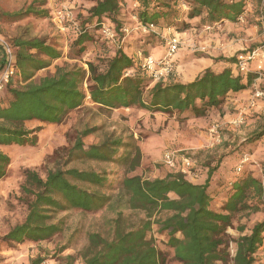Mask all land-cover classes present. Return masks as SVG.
Masks as SVG:
<instances>
[{"label": "trees", "instance_id": "trees-1", "mask_svg": "<svg viewBox=\"0 0 264 264\" xmlns=\"http://www.w3.org/2000/svg\"><path fill=\"white\" fill-rule=\"evenodd\" d=\"M88 1L94 2L88 22L94 20L102 35L103 25L111 26L110 19L118 15L122 0ZM136 1L140 4L138 19L141 25L176 31L192 28L188 23L177 24L180 10L171 4L159 0ZM184 1L190 8L187 17L199 18L204 27L236 22L243 17L249 5V0ZM30 14L41 19L48 17L47 12H38L33 6L25 12L1 15L10 23H16ZM75 30L80 34L75 44L79 47V54H83L94 36L86 29ZM11 46L16 55L17 75L26 84L14 87L12 80L0 95V146L9 148H36L37 136L32 135L40 128L27 130L25 124L31 121L60 124L69 112L80 109L87 97L93 104L107 110L136 108L151 114H177L181 121H188L206 117L227 101L237 100L260 78L255 70L236 72L237 58L245 53L241 52L227 59V66L221 71L207 68L190 82H158L149 89L153 80L142 68L141 61L123 49L114 51L105 60L87 62V68L58 66L54 74L34 78L53 60L60 59L61 52L39 38H16ZM0 50L1 70L5 55L1 46ZM85 82L86 90L82 85ZM94 131L83 130L71 147L55 151L51 157L56 163L55 169L49 170L45 178L36 171H25L22 191L27 198L26 218L10 229L0 240V245L50 240L62 234L66 226L64 219L56 221V214L72 210L96 213L115 203L116 209L141 211L146 218L127 227L122 222V213H119L113 220L111 237L91 232L87 245L77 255L63 257L60 264H76L79 259L83 264H167L165 252L147 238L154 223L168 235L166 245L180 264H218L228 263L230 259L233 264H264L261 251L264 219L255 223L248 232L241 228L243 234L235 240L232 257L226 236L235 216L252 210L250 200L256 199L264 204V182L254 174L241 176L231 184L220 210L213 206V197L218 196L220 190H213L211 185L217 168L209 170L202 184L193 183L179 170L155 179L129 176L121 182L120 192L114 199L102 192L112 184L105 173L68 168L75 161H113L123 142L107 138L101 144L85 146L83 139ZM263 139L264 126L254 132L245 144L253 146ZM129 147H133V151L127 154L125 161L135 167L140 163V150L135 145ZM12 161L8 153L0 150V180L7 176ZM160 214H166L165 218L156 219ZM66 249L62 248L61 252ZM44 262L45 258L38 256L29 264Z\"/></svg>", "mask_w": 264, "mask_h": 264}, {"label": "rangeland", "instance_id": "rangeland-1", "mask_svg": "<svg viewBox=\"0 0 264 264\" xmlns=\"http://www.w3.org/2000/svg\"><path fill=\"white\" fill-rule=\"evenodd\" d=\"M159 1L171 4L180 10L177 24L188 23L192 28L186 31L169 28L143 31L138 19L139 2L122 0L118 15L110 19L112 27L106 25L114 33V37L108 39L104 34H100L98 30L100 27L94 20L88 22L90 9L94 6L92 1L0 0V41L12 45L16 38H39L59 50L62 54L61 58L53 60L48 68L37 72L34 78H40L54 74L58 66L87 68V62L96 63L100 59L105 60L114 51L125 50L126 47L133 45L137 46L139 52L136 59L142 63L148 55L153 56L148 51V45L153 44L151 40L167 48L169 38L177 34L180 38V48L172 57L171 72L160 81L163 84L190 82L207 68L221 71L227 66L225 62L227 59L264 44L263 0H249L246 13L236 22L227 21L206 27L201 24L199 18L187 17L190 8L184 0ZM31 6L38 12H47L48 17L41 19L30 14L16 23H10L1 15L25 12ZM59 11L71 12L74 21L63 25L58 23L56 14ZM113 26L120 29L115 30ZM208 27L209 30L206 29ZM75 28L86 29L94 36L93 42L87 44L83 54H79V47L75 44L77 36L80 35L76 33ZM152 36L156 38H151ZM0 52L2 53L1 50ZM161 53H164V49ZM255 68V65L251 66V70ZM148 76L153 80L150 89L158 82L149 74ZM259 76L260 78L249 89L251 92L244 95V99L239 97L237 100L227 101L221 108L212 110L210 115L188 121H181L177 114H151L136 108L107 110L93 104L87 97L83 106L69 112L60 124L27 122L25 124L27 130L40 128L32 135L37 136L38 145L36 148L9 150L13 161L8 168L7 176L0 180V240L11 228L24 222L26 218L27 198L22 191L26 181L25 171H36L45 178L49 170L55 169L56 163H53L51 158L54 152L64 147H71L76 136L85 129L95 130L93 134L83 139L85 146L101 144L107 138L123 142L113 161H75L68 166V168L105 173L112 184L109 189L102 190L103 193L115 199L120 192L121 182L126 177L138 175L144 179L163 178L178 170L187 179L200 180L204 183L209 170L217 168L211 185L213 190H220L219 195L213 197L214 209L220 210L226 199V192L236 179L251 173L264 182V139L253 146L245 144L254 132L264 126V94L261 97L255 96L257 91L264 88V71ZM13 82L14 87H22L26 84L19 75L15 76ZM82 85L86 90L87 83ZM241 116H244V123L240 125L238 119ZM214 127L218 128L217 134L211 135L210 130ZM131 145L139 147L140 150V163L135 167L125 161L127 154L133 151V147L128 148ZM172 150L179 152L180 165L177 163L175 168L168 167L164 162L166 152ZM246 154L249 156V161L243 165L242 171L238 172L236 168L240 158ZM183 157L189 158L193 165L186 170V173L182 170ZM250 205L253 206L252 210L237 214L232 226L227 229L226 236L231 257L236 248L235 240L243 234L241 228L248 232L255 223L264 219V204L252 199ZM116 208L113 203L112 206L96 213L79 210L60 212L55 217L56 221L65 220L66 226L62 234L42 242L27 241L24 244L11 245L1 243L0 264H29L38 256L45 258L43 264H60L63 257L69 254L77 255L87 245L88 235L91 232L111 237L113 220L119 213H122V222L127 227L137 225L140 220L146 218L144 212ZM165 216L166 214H160L156 219H163ZM147 238L165 252L168 258L167 264H180L174 260L172 250L166 245L168 235L160 231L157 223L153 224ZM65 247L67 249L61 252ZM76 264L83 263L79 259ZM218 264L233 263L230 259L228 263Z\"/></svg>", "mask_w": 264, "mask_h": 264}, {"label": "built area", "instance_id": "built-area-1", "mask_svg": "<svg viewBox=\"0 0 264 264\" xmlns=\"http://www.w3.org/2000/svg\"><path fill=\"white\" fill-rule=\"evenodd\" d=\"M226 2H232L233 0H225ZM264 4V0H263ZM242 20V19H241ZM56 21L60 24H65L68 22L74 21V15L71 12L68 11H59L56 14ZM143 31H148L153 29L154 27L151 26H141ZM209 30L210 28H206ZM103 34L108 38L112 39L114 37V33L112 29L106 25H103L102 28ZM0 46L2 47V50L4 51L5 55V63L0 70V95L6 88V86L15 78V76L18 73V69L16 66V55L14 53V50L11 46V44L0 41ZM180 48V38L177 36V34H174L171 38H169L167 42V50L165 56L162 58H155L153 56H148L144 58L142 62V68L157 82H160L164 77H166L172 69V57L177 54ZM255 65V71H257L260 75L261 72L264 71V45L261 47H258L254 50L248 51L246 53H242L238 56L237 62L235 64V70L236 72L241 73H249L253 70H251V66ZM263 92L257 91L256 97L263 96ZM244 116H241L238 119V124L244 123ZM218 128L214 127L210 130L211 135L217 134ZM178 157L179 152L172 150L168 151L165 154L164 162L165 164L170 168H175L178 163ZM183 167V172L186 173V170H189L192 168V161L189 158H181ZM249 161V156L243 155L240 158L239 164L237 166V171L241 172L243 165ZM261 251L263 252V262H264V244L261 248Z\"/></svg>", "mask_w": 264, "mask_h": 264}, {"label": "crops", "instance_id": "crops-1", "mask_svg": "<svg viewBox=\"0 0 264 264\" xmlns=\"http://www.w3.org/2000/svg\"><path fill=\"white\" fill-rule=\"evenodd\" d=\"M149 48H148V51L151 55H153L154 57L156 58H161L165 53H166V50L167 48L163 45V44H160V43H154V44H149L148 45ZM164 49V53L162 54V50ZM127 54L131 55L132 57H135L137 58V56L139 55V52L137 51V46L135 47L134 45L131 46V47H126L125 50H124ZM251 92V90H248V91H245L242 95H241V98L244 99V95H246L247 93ZM212 117H215V116H212ZM11 148L9 147H6V146H0V150L1 151H4L6 153L9 154V150ZM192 181V180H190ZM193 183H197V184H202L203 182L198 180V181H192ZM174 195H172L173 197ZM263 259V257H262Z\"/></svg>", "mask_w": 264, "mask_h": 264}]
</instances>
